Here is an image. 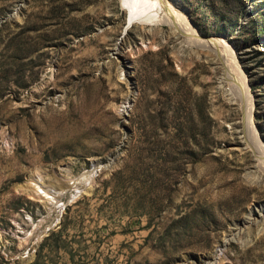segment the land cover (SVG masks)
<instances>
[{
	"label": "rangeland",
	"instance_id": "obj_1",
	"mask_svg": "<svg viewBox=\"0 0 264 264\" xmlns=\"http://www.w3.org/2000/svg\"><path fill=\"white\" fill-rule=\"evenodd\" d=\"M180 1L233 48L248 125L222 58L124 0H0V264H264V212L239 223L264 207V0Z\"/></svg>",
	"mask_w": 264,
	"mask_h": 264
},
{
	"label": "bare ground",
	"instance_id": "obj_2",
	"mask_svg": "<svg viewBox=\"0 0 264 264\" xmlns=\"http://www.w3.org/2000/svg\"><path fill=\"white\" fill-rule=\"evenodd\" d=\"M127 6L131 8V13L134 14L132 19H139L140 21H145L148 23H168L171 28L178 31V33L184 35L186 40H189L193 43H198L205 51V48H208L209 51L214 52L219 58H222L226 68L224 79H228L231 83L230 89L232 90L231 97L234 102H237L244 110L245 122L248 125L250 120L253 118L252 109L253 106L250 103L251 96L249 94V86L247 79L244 73L240 70L237 63L235 52L233 48L221 37H213L208 40H204L201 37L200 32L197 30L193 23H191L186 14V10L183 7V4L180 0H140L141 3L145 6L144 8L138 7L137 10L133 9V5L130 4L129 0H124ZM138 1V0H136ZM206 49V50H208ZM211 52V53H212ZM125 71H121L120 79H124ZM236 90V91H235ZM240 93H238V92ZM128 98V97H127ZM129 98L126 99L123 104L118 108L120 114H125L127 109V104ZM251 144L255 145V152L258 155V159L264 169V147L257 144L256 136L252 135ZM112 163V161H109ZM110 163L105 167H109ZM100 161L95 162L90 171H86L85 174L81 177L79 184L77 185L78 194L87 193L91 191L93 187L94 175L96 172L101 169ZM106 164V163H105ZM104 167V166H103ZM254 209L246 216L247 222H259L255 218L254 210H259L261 213L264 212V207L254 206ZM233 239L232 237L226 236L222 243L216 249L215 254L221 255L225 246L229 241Z\"/></svg>",
	"mask_w": 264,
	"mask_h": 264
},
{
	"label": "water",
	"instance_id": "obj_3",
	"mask_svg": "<svg viewBox=\"0 0 264 264\" xmlns=\"http://www.w3.org/2000/svg\"><path fill=\"white\" fill-rule=\"evenodd\" d=\"M19 4H22V2L20 1L19 2ZM18 7H19V5L17 4L16 5V8L18 9ZM15 13H16V11L15 12H10L7 16H3V17H1V20H3V21H5V20H7L8 18H10V17H14L15 16ZM248 86H249V84H248ZM250 87V86H249ZM254 113V112H253ZM254 115V114H253ZM253 123H254V120H253ZM255 126V125H254ZM118 158V154H114V155H110V157L107 159V161H109V160H111L112 162H114L116 159ZM100 165H101V169H102V167L105 165V161H103V160H100ZM93 165H94V163L92 162V167H93ZM101 169H99L97 172H96V174L94 175V176H96L98 173H99V171L101 170ZM245 222H247L246 221V218L245 219H243V220H241V221H239V223L241 224V225H243ZM227 245V244H226ZM225 245V246H226ZM224 248V247H223Z\"/></svg>",
	"mask_w": 264,
	"mask_h": 264
},
{
	"label": "trees",
	"instance_id": "obj_4",
	"mask_svg": "<svg viewBox=\"0 0 264 264\" xmlns=\"http://www.w3.org/2000/svg\"><path fill=\"white\" fill-rule=\"evenodd\" d=\"M43 247H44V245L42 244V245H41V248H40V251H39V255H38V257L40 256V252H41V250L43 249Z\"/></svg>",
	"mask_w": 264,
	"mask_h": 264
}]
</instances>
